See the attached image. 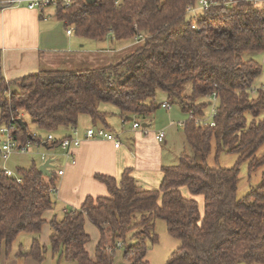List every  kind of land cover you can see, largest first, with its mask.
I'll return each mask as SVG.
<instances>
[{
    "label": "trees",
    "instance_id": "obj_1",
    "mask_svg": "<svg viewBox=\"0 0 264 264\" xmlns=\"http://www.w3.org/2000/svg\"><path fill=\"white\" fill-rule=\"evenodd\" d=\"M201 1L94 0L52 7L74 36L109 44L100 50L129 51L94 68L42 70L14 81L0 76V124H15L20 144L31 141L32 132L41 138L73 129L81 116L107 131L108 113L100 104L114 107L126 122L153 115L162 94L188 116L182 126L190 154L161 169L156 189L139 187L130 169L119 180L96 175L107 195L87 196L79 208L54 214L48 247L39 234L43 214L56 205L55 175L44 177L34 162L16 170L21 183L0 175V259L10 255L19 236L28 235L29 247L19 245L17 257L42 262L49 254L64 264H113L116 248L123 247L125 260L147 264L146 243L157 241L159 219L179 241L165 264H264V90L252 93L261 67L243 58L264 53V0H205L208 7ZM213 99V126L195 123L209 116ZM212 152L216 159L238 155L237 163L247 161L249 172L263 168L260 182L237 197L238 168L210 167ZM183 188L203 197V214ZM85 219L100 233L94 259L85 249Z\"/></svg>",
    "mask_w": 264,
    "mask_h": 264
},
{
    "label": "crops",
    "instance_id": "obj_2",
    "mask_svg": "<svg viewBox=\"0 0 264 264\" xmlns=\"http://www.w3.org/2000/svg\"><path fill=\"white\" fill-rule=\"evenodd\" d=\"M5 1L0 0V4ZM66 32L64 24L59 22L47 9L28 10L24 6L1 8L0 76L6 81H14L42 70L85 68L87 63H92L95 56L97 58L109 54L116 57L119 55L115 53L122 51L99 49L96 53L86 52L76 40L78 37ZM80 62L83 64L80 65ZM101 63L104 61L97 62L96 65ZM164 103L169 105L166 100H163L160 103L161 108ZM182 123L177 122V126H182L179 125ZM90 127L93 126L89 117L79 118L78 124L73 129L78 132V137L83 138L84 132ZM73 129H62L61 133L59 134L58 131L55 136L71 135ZM111 129L107 131L116 136L120 143L119 148H114L113 143L104 140H84L74 151V165L67 164L64 159L59 158L61 163L56 169H63L64 174L61 177L55 176L56 205L54 210L43 214L45 223L39 234V241L42 245L49 244L48 223L54 214L60 217L64 209L79 208L87 196L95 198L107 195L104 185L95 179L96 175L110 176L119 180L123 171L130 169L132 176L142 189L151 190L159 187L162 178L161 169L168 166L165 163L168 159H164V151L169 153L168 144L170 143L166 134L163 143L155 140V134L163 129H150L145 134L132 129L120 132H115L112 127ZM175 138L177 139V136ZM37 149L40 148L37 147ZM179 156L175 162L179 161ZM85 228L92 229L86 224V220L84 230ZM95 237L97 238L96 235ZM17 239L10 255L1 257L0 264H64L49 254L45 255L42 262L26 256L17 257L18 246L25 244L24 246L28 248L31 238L28 235H21Z\"/></svg>",
    "mask_w": 264,
    "mask_h": 264
},
{
    "label": "rangeland",
    "instance_id": "obj_3",
    "mask_svg": "<svg viewBox=\"0 0 264 264\" xmlns=\"http://www.w3.org/2000/svg\"><path fill=\"white\" fill-rule=\"evenodd\" d=\"M47 11L50 14H52L54 13V8L49 7ZM76 40L79 42V45L83 46V48L85 49L84 51L89 52V53H96L99 49L107 48L109 46L107 42L102 43V44H99V43L97 44L91 41L83 40L81 38H76ZM119 44L120 45H131V43H125V42H122ZM128 51L123 50V51L115 53V55L123 56ZM119 56H117L116 58H118ZM243 58L245 60L246 59L254 60L261 67L260 75L253 81L252 93L255 95L258 89H261L262 87H264V53L262 52L261 53H248V54H244ZM110 59H111V55L109 54H104L97 58L95 56L92 63L89 62L86 64L87 67L85 68L81 67L79 69L82 70V69L98 67L96 66L97 62H100V61L107 62ZM82 64L83 62H80V65ZM69 67H71V65ZM191 88H192V84L187 83L185 85V93L190 94ZM163 100H166L165 96L162 94H158L156 102L160 104ZM168 104H169L168 110L162 109L161 107H159L153 113V115H149L147 118H144V119L138 118V119H135L138 121L131 120V121H126V122L122 121L117 110L110 105L100 104L99 109L102 111H106L108 113L106 117L107 123L113 128V130H115V132L116 131L120 132L121 130H124V131L131 130L132 124L134 122H138L140 126H142V124L145 123L147 125V127H145L146 130L163 129V130H159L158 132L163 131L166 134V136L169 137V141H170V143L168 144L169 153L167 151H164L165 152L164 159L165 160L168 159V161L165 163L166 165L169 166V165H174L177 163L175 161H177V158L181 153L184 152L186 154H190V148L186 145L183 139V126H180V127L177 126V122L179 121L181 123L185 122L188 119V116L187 114H184L180 110V107L178 104H170V103ZM208 112L209 110L207 111V113ZM24 118L30 124L29 118L26 114H24ZM79 118H88V117L81 116ZM29 127L32 130H34L31 124L29 125ZM58 133L60 134L61 132L59 131ZM175 136H177V139L175 138ZM262 150H260V152ZM58 152L59 150H50V149L47 150L44 148L37 149L35 147H32L31 151H29L28 154L26 155L15 154L14 156H11L8 160L7 165L9 166L8 168L16 174L17 169L28 168L32 162L40 166L42 163L41 154H45L47 159L54 160V162L52 163V166L53 168L56 169L58 168V164L61 163L60 162L61 158ZM237 160H238V155L225 154V153L220 154L219 157L216 159L214 153L212 152L208 158L207 163L210 167H214V168H231V167L236 166L239 171L237 197H241L245 193H247L252 187L256 186L260 182L263 168H257L256 170L249 172L248 162L244 161V162L237 163ZM181 191H182L183 196L193 197L197 201L199 211L201 214H203V197L202 196H191L186 188H183ZM55 200H56V194H55ZM85 220H86V224H88L92 228L91 230H88L87 228H85L86 230L85 232L89 235V240L86 244V251L88 252L89 256L92 259H94L96 247L100 239V233H99V230L94 225H92V223L88 219H85ZM153 233L156 235L157 241L153 244H151L149 241L146 243L148 249H147L144 261H146L147 264H165L168 257L171 255V253H173L176 250V248L179 246V241L174 239L168 234L165 223L159 219H156L154 222ZM95 235L97 236L98 239L95 237ZM106 242L108 246H112L114 243L110 236H107ZM116 243L117 242H115V244ZM17 244L18 243H16V245ZM24 245H22V248L26 249V246ZM123 253H124L123 247L116 248L115 255L113 258V264H131L129 261L123 258Z\"/></svg>",
    "mask_w": 264,
    "mask_h": 264
},
{
    "label": "built area",
    "instance_id": "obj_4",
    "mask_svg": "<svg viewBox=\"0 0 264 264\" xmlns=\"http://www.w3.org/2000/svg\"><path fill=\"white\" fill-rule=\"evenodd\" d=\"M75 1L86 2L87 0H6L5 2L1 3L7 7H21L24 6L28 10H38L42 11L47 9L48 7H56L58 2H61L64 6L68 7ZM115 4L119 2V0H113ZM201 6L208 7V2L202 0ZM67 34H72L73 29H68ZM264 90V87H262ZM214 103L215 99H213L212 103L210 104L211 109L209 112V116L205 119H195V123L201 124L203 126L209 125L213 126L212 116L214 113ZM162 108L168 109L169 106L167 104H162ZM20 119V118H19ZM21 122V120H17ZM16 121V124H17ZM182 125V124H179ZM16 130V125L13 123H3L0 124V175L6 176L15 180L16 183H21V177L15 174L12 170L8 168V160L11 156L15 154L26 155L29 151H31L32 147H39L41 148L43 144L52 147L53 145L58 144L57 147L52 148L50 150H59L60 158L64 159L67 164L74 165L75 164V156L74 151L80 146L81 142L84 140H104L106 142H111L114 145V148H119L120 143L117 141L116 136L109 133L103 128L98 127H90L87 129L84 134L83 138L78 137V132L73 129L71 135L66 138L59 139L53 134H47L40 138L39 134L36 132L31 133V141H27L24 144H20L19 140L14 136V132ZM132 130L141 131L143 134L147 133V130L139 125L138 122H134L132 124ZM39 139V142H37ZM155 140L158 143H163L165 140V133L163 131L157 132L155 134ZM42 145V146H41ZM48 150V149H47ZM41 160L43 164L46 160H51L50 164L54 162L53 159H47L45 154H41ZM49 172H51L58 177L63 176L64 170L55 169L53 166L48 168ZM52 191V190H51ZM55 191V189L53 190ZM120 246V245H118Z\"/></svg>",
    "mask_w": 264,
    "mask_h": 264
},
{
    "label": "water",
    "instance_id": "obj_5",
    "mask_svg": "<svg viewBox=\"0 0 264 264\" xmlns=\"http://www.w3.org/2000/svg\"><path fill=\"white\" fill-rule=\"evenodd\" d=\"M87 3H93L94 0H87L86 1ZM142 127L145 128L146 125L145 124H142ZM51 160H46L43 164H41L39 167H38V171L43 175V176H46V177H50V172H49V169L48 168H51L52 165L50 164Z\"/></svg>",
    "mask_w": 264,
    "mask_h": 264
},
{
    "label": "bare ground",
    "instance_id": "obj_6",
    "mask_svg": "<svg viewBox=\"0 0 264 264\" xmlns=\"http://www.w3.org/2000/svg\"><path fill=\"white\" fill-rule=\"evenodd\" d=\"M27 9V8H26Z\"/></svg>",
    "mask_w": 264,
    "mask_h": 264
}]
</instances>
